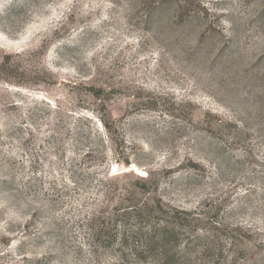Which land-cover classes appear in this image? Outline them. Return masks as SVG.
<instances>
[{"label":"rangeland","instance_id":"1","mask_svg":"<svg viewBox=\"0 0 264 264\" xmlns=\"http://www.w3.org/2000/svg\"><path fill=\"white\" fill-rule=\"evenodd\" d=\"M0 264H264V0H0Z\"/></svg>","mask_w":264,"mask_h":264}]
</instances>
